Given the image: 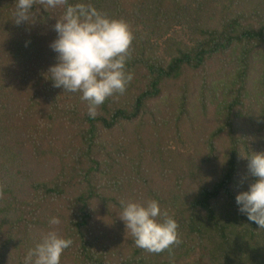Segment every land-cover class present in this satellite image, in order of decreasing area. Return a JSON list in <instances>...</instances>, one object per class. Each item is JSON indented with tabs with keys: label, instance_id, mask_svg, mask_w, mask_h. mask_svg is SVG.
<instances>
[{
	"label": "trees",
	"instance_id": "1",
	"mask_svg": "<svg viewBox=\"0 0 264 264\" xmlns=\"http://www.w3.org/2000/svg\"><path fill=\"white\" fill-rule=\"evenodd\" d=\"M82 2L133 36L132 79L95 119L44 76L63 9L16 24L0 0V264L52 228L72 240L60 264H264V228L234 200L254 179L242 156L264 152V0ZM129 200H156L180 242L137 247Z\"/></svg>",
	"mask_w": 264,
	"mask_h": 264
},
{
	"label": "clouds",
	"instance_id": "2",
	"mask_svg": "<svg viewBox=\"0 0 264 264\" xmlns=\"http://www.w3.org/2000/svg\"><path fill=\"white\" fill-rule=\"evenodd\" d=\"M39 4L38 12L36 0H16L12 18L16 24H31L41 9L45 13L48 9H63L53 25L56 38L49 44L56 53V62L44 76L63 92L80 93L81 100L87 102L89 118L95 119L99 106L113 94L123 93L132 79L125 70L132 32L123 20L110 18L82 0H39ZM242 158L247 160V172L254 179L246 190L235 195V204L249 221L264 228V152ZM161 216L163 219L158 220ZM119 219L135 245L148 252L160 253L180 242L176 221L161 212L156 200L121 201ZM59 223L57 217L49 219L50 226ZM71 245V239L52 228L28 250L25 264H60L62 253Z\"/></svg>",
	"mask_w": 264,
	"mask_h": 264
}]
</instances>
